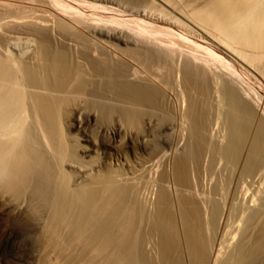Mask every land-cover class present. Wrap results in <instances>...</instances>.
I'll return each instance as SVG.
<instances>
[{"label": "bare ground", "instance_id": "bare-ground-1", "mask_svg": "<svg viewBox=\"0 0 264 264\" xmlns=\"http://www.w3.org/2000/svg\"><path fill=\"white\" fill-rule=\"evenodd\" d=\"M16 1L0 198L49 264H264V0Z\"/></svg>", "mask_w": 264, "mask_h": 264}, {"label": "rangeland", "instance_id": "rangeland-1", "mask_svg": "<svg viewBox=\"0 0 264 264\" xmlns=\"http://www.w3.org/2000/svg\"><path fill=\"white\" fill-rule=\"evenodd\" d=\"M6 1H10L9 3L12 5L18 2L16 0H0L1 3H6ZM27 1L29 2L30 0ZM40 1L33 0L29 2V5H31L32 9H42V1L41 3H37ZM12 11L14 10L12 9ZM3 14L4 12L2 14L0 12V17ZM163 110L167 114L171 112L168 108H163ZM160 126V122L152 124V133L154 135L159 136ZM168 132L171 131L169 130ZM137 151L140 152V150ZM130 158L132 159L131 155ZM8 207L9 202L0 198V264H49L51 257L40 251L41 241L39 240V236L35 232L32 233L33 231L31 232V230L28 231L27 229L25 231L26 227L23 226V222L18 220L16 215L9 211ZM13 228L16 229V234L10 236L11 238L8 240L9 233Z\"/></svg>", "mask_w": 264, "mask_h": 264}]
</instances>
